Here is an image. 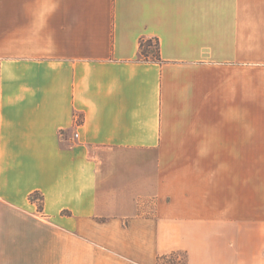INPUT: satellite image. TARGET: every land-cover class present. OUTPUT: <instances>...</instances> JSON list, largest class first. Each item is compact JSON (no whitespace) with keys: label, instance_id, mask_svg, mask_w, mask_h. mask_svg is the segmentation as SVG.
<instances>
[{"label":"crops","instance_id":"1","mask_svg":"<svg viewBox=\"0 0 264 264\" xmlns=\"http://www.w3.org/2000/svg\"><path fill=\"white\" fill-rule=\"evenodd\" d=\"M260 163L264 0H0V264H264Z\"/></svg>","mask_w":264,"mask_h":264},{"label":"trees","instance_id":"2","mask_svg":"<svg viewBox=\"0 0 264 264\" xmlns=\"http://www.w3.org/2000/svg\"><path fill=\"white\" fill-rule=\"evenodd\" d=\"M152 45H154V50L151 49ZM138 57L143 61L160 62L159 39L156 36L141 37L139 40ZM179 252L184 255V261L182 264H187L186 253L182 251H173L162 255L159 257L158 261L168 260V264H180L179 261H175L174 259V255Z\"/></svg>","mask_w":264,"mask_h":264},{"label":"rangeland","instance_id":"3","mask_svg":"<svg viewBox=\"0 0 264 264\" xmlns=\"http://www.w3.org/2000/svg\"><path fill=\"white\" fill-rule=\"evenodd\" d=\"M151 49L152 50L155 49L154 48V45H152ZM250 164H256V163H250ZM260 164L264 165V163H260ZM174 259H175V261H179L180 264H182L183 261H184V255H183V253L179 252V253L175 254L174 255ZM157 264H168V260H159Z\"/></svg>","mask_w":264,"mask_h":264}]
</instances>
